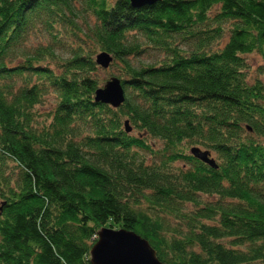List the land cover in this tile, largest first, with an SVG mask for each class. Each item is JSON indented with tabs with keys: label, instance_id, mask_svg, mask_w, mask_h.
Masks as SVG:
<instances>
[{
	"label": "trees",
	"instance_id": "obj_1",
	"mask_svg": "<svg viewBox=\"0 0 264 264\" xmlns=\"http://www.w3.org/2000/svg\"><path fill=\"white\" fill-rule=\"evenodd\" d=\"M106 227L264 264V0H0V264H92Z\"/></svg>",
	"mask_w": 264,
	"mask_h": 264
},
{
	"label": "water",
	"instance_id": "obj_2",
	"mask_svg": "<svg viewBox=\"0 0 264 264\" xmlns=\"http://www.w3.org/2000/svg\"><path fill=\"white\" fill-rule=\"evenodd\" d=\"M156 0H131L135 7ZM98 64L107 67L112 57L105 51H100L95 56ZM97 102L119 106L124 101V88L120 79L111 76L103 85L97 87L94 93ZM127 126V121L125 122ZM127 130L130 128L127 126ZM190 152L196 158L214 166L208 150L191 147ZM92 264H167L161 261L156 250L149 241L140 234L126 228L113 229L106 227L100 230L96 242L91 248Z\"/></svg>",
	"mask_w": 264,
	"mask_h": 264
},
{
	"label": "rangeland",
	"instance_id": "obj_3",
	"mask_svg": "<svg viewBox=\"0 0 264 264\" xmlns=\"http://www.w3.org/2000/svg\"><path fill=\"white\" fill-rule=\"evenodd\" d=\"M253 60L252 61H255L254 64H256L257 62H259L261 60V56L259 54H253ZM249 60H250V56H249ZM102 76H104L103 72H102ZM50 101H47L46 102V105L49 103Z\"/></svg>",
	"mask_w": 264,
	"mask_h": 264
}]
</instances>
